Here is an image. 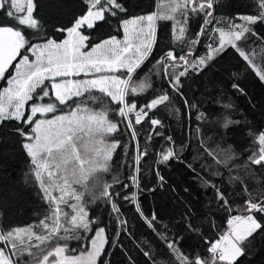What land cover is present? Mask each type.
<instances>
[{
    "label": "snow or ice",
    "instance_id": "1",
    "mask_svg": "<svg viewBox=\"0 0 264 264\" xmlns=\"http://www.w3.org/2000/svg\"><path fill=\"white\" fill-rule=\"evenodd\" d=\"M77 3L82 4L78 12L73 11L66 22L52 25L54 32L66 33V38L54 39L45 30L46 22H42L39 17L37 0H0V80L6 82V86L0 89V126L5 122H21L20 127L12 128L11 131L20 137V147L31 165L30 171L24 176V184L37 187L41 199L50 206V216L39 222L43 233L29 228L0 227V264H111L105 259L108 255L105 251L108 243L105 228L90 227L94 222L89 218L83 199L89 188L88 182L91 179L93 186L100 189L99 197L111 204L114 213H119L117 205L112 203L113 193L110 191L114 184L120 183L118 177H113L112 183L101 184L96 174L110 170L113 153L120 143L118 139L109 140L108 137L126 130L135 141L138 137L135 125H140L145 117L152 126L161 124L159 119L152 118L148 113L169 101V93L153 94L140 107L136 97L152 85L147 76L134 83V74L148 61L157 43V21H172L173 34L183 39L191 18L200 17V31L195 34L199 37L204 34V25L215 19L214 11L220 0H170L163 11L130 19L121 18L119 23L123 40L111 36L91 46L88 43L90 36L85 30L93 29L99 22L107 23L109 17H117L126 13L127 9L122 0H77ZM63 6V0H53L52 7ZM255 7V14L240 17L244 24L228 25L227 30L216 29L219 32L218 45H208V51L203 56L190 60L189 57L194 55L192 50H182L183 54L180 55L172 50L164 52L153 67L162 70L168 88L183 96L182 78L210 69L217 56L228 47L234 49L252 68L259 81L264 83V57L262 66H257L252 58L254 50L249 46L246 51L245 46L239 43L248 40L249 34L256 36L262 42L260 51L264 52V36L251 27L264 23V0H256ZM189 43L196 45L199 40L190 38ZM121 72L123 75H116ZM236 75L232 73L233 77ZM231 87L240 95H247L241 83L234 80ZM93 102L101 105L99 110L91 106ZM26 106L29 112L25 111ZM61 106L70 110L65 114H56L63 111ZM188 107L195 105L188 104ZM223 107L231 109L234 105L225 103ZM133 113L134 121L130 117ZM205 118L204 113L197 116L198 120ZM121 123L124 125L123 130ZM240 123V120L226 116L221 126L228 130L230 126ZM149 131L152 132V129ZM249 135L254 136V143L258 142L259 149L250 153L245 166L264 168V131L259 134L249 131ZM151 139L152 135H149ZM168 140L171 141V137ZM205 151L224 167H229L235 158L231 148L222 150L223 159L219 158L218 152L208 151L207 148ZM136 153L133 156L135 174L128 178L139 188L138 174L141 160L148 154L147 145L142 150L137 145ZM159 155L160 159L155 161L157 164L179 159L172 147L162 149ZM188 167L196 171L191 164ZM213 174L222 175L219 171ZM157 177L162 186L164 177L158 171ZM237 180L243 183L239 176H231L229 184ZM201 183L214 193L211 203L216 204L217 210L232 212L229 193L222 188L223 180L213 183L203 179ZM77 185L84 191H79L75 187ZM123 187L129 185L124 184ZM244 190L247 191L246 188ZM123 199L135 206L136 212L150 229L160 232L156 225L157 215L153 213L146 216L143 213L137 203L136 193L131 196L126 194ZM244 204L246 214L228 218L224 232L216 227L210 214L199 220L194 210L189 209L182 214L175 236L160 232L168 255L176 264H236L245 255V242L251 246V238L264 230V222L255 215H264V194L257 197L249 193ZM61 205L70 207L72 214L62 212ZM116 221L115 240L118 241L122 232L131 233L125 219L117 215ZM205 227L210 232L215 229V233L207 235ZM77 231L94 232L93 236L88 237L91 250L79 256L66 255L67 244H61L60 241L78 239L75 234ZM194 237L203 241L207 255H201L191 245L190 241ZM33 240L36 243H32ZM185 243L188 244L187 252L183 250ZM112 246L122 245L114 243ZM33 248L37 251H33ZM139 251L150 264H171L164 257L158 259L153 250L140 248ZM128 260L129 264H136L131 254H128Z\"/></svg>",
    "mask_w": 264,
    "mask_h": 264
},
{
    "label": "trees",
    "instance_id": "2",
    "mask_svg": "<svg viewBox=\"0 0 264 264\" xmlns=\"http://www.w3.org/2000/svg\"><path fill=\"white\" fill-rule=\"evenodd\" d=\"M37 2L39 17L42 22H46L45 30L54 39L66 38V33L54 32L52 25L66 22L71 18L73 11L78 12L81 9L82 4L77 3V0H63V7L54 8L53 0H37ZM169 2L170 0H122L127 9L126 13L109 17V22H99L93 29L85 30L90 36L89 45L99 43L111 36L122 40L123 30L119 23L121 18L130 19L138 15L160 12L166 9ZM255 3L256 0H220L214 11L215 19L212 23L204 25V34L199 37L195 34L200 31L202 24L200 17L191 18L183 39H178L173 34L172 21H157V43L153 46L148 61L134 74V83L147 76L148 82L152 85L145 93L136 97L140 107H143L153 94L169 93V101L148 113L152 118L159 119L161 124L152 126L145 117L140 125H135L138 130L135 141L126 130H123V123L120 125L122 132L108 137L109 140L118 139L120 143L113 153L110 170L103 173V175L109 174L102 178L103 184L112 183L113 177H118L120 181L110 190L113 193L112 203L117 205L119 213H114L111 204L102 197L88 195L86 191L83 198L89 218L94 222L90 227L105 228V236L108 240L105 245L108 255L105 259L111 264H129L128 254L135 258L136 264H150L140 254V248L153 250L158 259L164 257L171 261V264H176V261L168 255L160 232L170 237L175 236L182 214L193 209L199 220L210 214L214 218L216 227L220 232H224L227 229L228 218L232 215L246 214L244 201L248 199L249 193L257 197L264 194V168L255 165L245 166L248 164L247 158L250 153L259 149L258 142L254 143V136L249 135V131L256 134L264 131V83L259 81L252 68L234 49L228 47L217 56L210 69H205L199 74L190 73L182 78L184 95L181 96L168 88V81L163 77L162 70L153 67L167 50H172L177 55L192 50L194 55L189 57L190 60L205 55L208 45H218L219 32L216 29L227 30L228 25L244 24L240 17L255 14L257 11ZM251 27L260 36H264V23H257ZM194 37L199 40L196 45L189 43L190 38ZM239 43L245 46L246 51L250 46L254 50L252 53L254 63L262 66L264 52L260 51L262 42L258 37L249 34L248 40ZM232 73L237 75L233 77ZM234 80L242 84L247 95H240L232 89L231 84ZM5 86L6 82L1 80L0 89ZM225 103H232L234 107L225 109L223 107ZM188 104L195 107H188ZM91 106L96 110L101 107L99 103ZM61 108L63 111L60 112L69 111V108L66 110V106ZM26 112H29L28 108ZM200 113H204L206 118L198 120L197 116ZM226 116L232 120H240L241 123L225 130L221 125ZM130 117L134 121L135 114H130ZM20 126L19 121L5 122L0 126V227L29 228L43 233L44 230L39 222L50 216V206L41 199L37 187L24 184V176L30 171L31 165L20 147V137L11 131L12 128ZM149 129H152V132ZM157 132L159 135H155ZM149 135H152L151 140ZM168 137H171V141ZM137 145L141 150L147 145L148 149L147 156L141 160L138 174L139 188H136L128 178L135 174L133 156L137 154ZM168 147H172L178 153L179 159H172L167 164L155 163L160 159L161 150ZM205 148L208 151L218 152L220 159H223L222 150L231 148L235 158L230 162L229 167H224L216 163ZM188 164H191L196 171L193 172ZM157 171L164 177L162 186ZM217 171L222 175L213 174ZM231 176H239L243 183L237 180L229 184ZM203 179L213 183L223 180L222 188L229 193L232 212L217 210L216 204L211 203L214 193L202 186ZM124 184H128L129 187H123ZM76 188L84 191L80 187ZM245 188L247 191L244 190ZM132 193H136L137 203L146 216H151L153 213L157 215L156 225L160 232L150 229L136 212L135 206L129 200L123 199L126 194L131 196ZM117 215L127 221L131 233L122 232L118 241L115 240ZM255 215L264 222V215L259 213ZM204 231L209 236L215 233V229L210 232L206 227ZM75 234L78 239L60 241L61 244H67L68 252L73 255L89 249L88 237L93 236L94 232L77 231ZM251 239L252 245L248 246L245 242V255L236 264H264V230ZM114 243L122 246L114 247L112 246ZM190 243L201 255H207L203 241L199 237L192 238ZM183 250L188 251L187 243L184 244Z\"/></svg>",
    "mask_w": 264,
    "mask_h": 264
},
{
    "label": "rangeland",
    "instance_id": "3",
    "mask_svg": "<svg viewBox=\"0 0 264 264\" xmlns=\"http://www.w3.org/2000/svg\"><path fill=\"white\" fill-rule=\"evenodd\" d=\"M123 40V39H122ZM25 54H28V53H25ZM116 75H123V72H121V73H116ZM75 79H80V78H82V77H74ZM0 82H1V80H0ZM46 83H48L47 81H46ZM94 95H101V94H99V93H94ZM95 102H93L92 104H94ZM26 109H27V106H26ZM26 109H25V111H26ZM68 108H66V110H67ZM70 110V109H69ZM29 111H30V109H29ZM68 112V111H67ZM67 112H60V111H58L56 114H65V113H67ZM51 115H53V114H49V116H51ZM40 118H45V117H40ZM103 173L104 172H98L96 175L97 176H99L100 177V183L101 184H103V176H105V175H108L109 173H105L104 175H103ZM88 184H89V188H88V191H87V194L89 195V194H95V196L96 197H99V191H100V189L99 188H97V187H95V186H93V181L90 179L89 180V182H88ZM75 187H80L79 185H77V186H75ZM54 195H59V193H53ZM88 198V197H87ZM72 202H74V201H69V203H72ZM61 209H62V212H67V213H69V215H71L72 214V209L70 208V207H67L66 205H61ZM239 215H245V214H239ZM64 218L62 217V220H63ZM27 242V241H26ZM34 243H36L35 241H34ZM43 246V245H42ZM41 246V247H42ZM67 248H68V246H67ZM35 249V248H34ZM89 250H91V244H90V246H89V249L87 250V251H89ZM35 251H37V249H35ZM86 251V252H87ZM82 252H84V251H81V252H78V254H75L74 256H79ZM66 255H73V254H71L70 252H67L66 253Z\"/></svg>",
    "mask_w": 264,
    "mask_h": 264
}]
</instances>
